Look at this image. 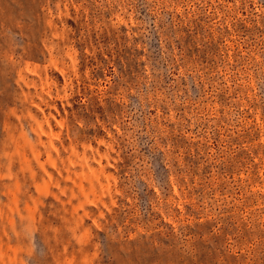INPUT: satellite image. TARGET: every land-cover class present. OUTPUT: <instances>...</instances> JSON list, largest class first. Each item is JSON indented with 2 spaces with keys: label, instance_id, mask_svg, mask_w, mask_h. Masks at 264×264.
<instances>
[{
  "label": "rangeland",
  "instance_id": "374dc122",
  "mask_svg": "<svg viewBox=\"0 0 264 264\" xmlns=\"http://www.w3.org/2000/svg\"><path fill=\"white\" fill-rule=\"evenodd\" d=\"M0 264H264V0H0Z\"/></svg>",
  "mask_w": 264,
  "mask_h": 264
}]
</instances>
